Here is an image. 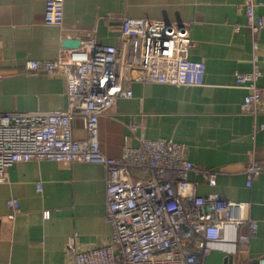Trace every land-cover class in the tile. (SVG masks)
<instances>
[{"label": "crops", "instance_id": "0c3cea01", "mask_svg": "<svg viewBox=\"0 0 264 264\" xmlns=\"http://www.w3.org/2000/svg\"><path fill=\"white\" fill-rule=\"evenodd\" d=\"M263 2L264 0H253ZM245 0H64L62 30L45 26L43 0H0V112H63L66 82L45 74L28 75L29 61H53L65 40L94 38L116 46L123 17L187 23V59L203 62L200 87L132 83L131 99H121L100 118L101 152L120 156L123 139L137 147L139 139L181 144L192 164L217 173L216 185L199 184L198 193L213 192L230 202L250 204L256 228L245 253L236 237L246 224L226 227L215 249L247 264L264 255V176L246 188L248 160L264 165V112L254 120L241 114L246 90L236 75L256 61L264 88V29L255 47L246 26ZM264 15V8L255 11ZM137 52V39L129 40ZM132 49L131 58L136 56ZM133 61V60H132ZM74 138L84 139L75 122ZM39 185L40 189H37ZM18 205L14 219L7 203ZM77 234L78 249L102 246L111 236L105 217V180L101 166L90 163L28 162L15 164L0 184V264H66V245Z\"/></svg>", "mask_w": 264, "mask_h": 264}, {"label": "built area", "instance_id": "2783aa9c", "mask_svg": "<svg viewBox=\"0 0 264 264\" xmlns=\"http://www.w3.org/2000/svg\"><path fill=\"white\" fill-rule=\"evenodd\" d=\"M43 1L44 25L62 30L64 0ZM243 7L255 47L264 29V15L257 16L255 11L264 8V1L245 0ZM188 28L187 23L123 17L118 47L98 45L90 37L80 40L75 49H60L53 61L26 63L28 75L65 80V111L0 112V184L9 168L33 161L84 162L103 170L111 236L102 246L80 250L73 234L66 245V264H203L226 227L237 229L243 224L249 233L237 235L235 244L239 253L247 250L256 228L249 217L250 204L230 202L213 192L199 195V184L215 187L217 173L188 161L183 145L139 139L133 147L125 136L119 157H107L100 150L99 120L111 115L118 100L132 98V83L177 88L203 85L204 63L187 59ZM133 38L138 42L137 52L129 43ZM259 77L255 60L249 73L235 77L236 85L247 92L241 114L254 120L264 112ZM75 122L80 123L84 139L74 138ZM243 175L249 189L264 176V165L250 159ZM7 205L8 219L13 220L17 202L10 200ZM247 264H264V255Z\"/></svg>", "mask_w": 264, "mask_h": 264}, {"label": "water", "instance_id": "95a60500", "mask_svg": "<svg viewBox=\"0 0 264 264\" xmlns=\"http://www.w3.org/2000/svg\"><path fill=\"white\" fill-rule=\"evenodd\" d=\"M79 44L77 40H65L62 46L65 49H75ZM203 264H232V256L215 249L204 259Z\"/></svg>", "mask_w": 264, "mask_h": 264}]
</instances>
